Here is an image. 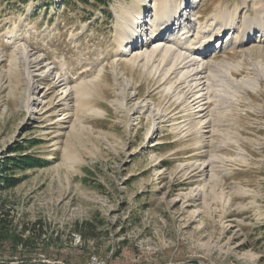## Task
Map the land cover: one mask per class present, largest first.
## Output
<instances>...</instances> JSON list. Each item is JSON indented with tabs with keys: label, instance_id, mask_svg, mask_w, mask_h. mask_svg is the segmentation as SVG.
Masks as SVG:
<instances>
[{
	"label": "rangeland",
	"instance_id": "rangeland-1",
	"mask_svg": "<svg viewBox=\"0 0 264 264\" xmlns=\"http://www.w3.org/2000/svg\"><path fill=\"white\" fill-rule=\"evenodd\" d=\"M161 1L0 0V161L49 162L1 174L0 264H264V0H176L196 5L195 42L236 13L210 43L243 44L209 54L200 93L120 47ZM24 50L41 68L33 107Z\"/></svg>",
	"mask_w": 264,
	"mask_h": 264
},
{
	"label": "bare ground",
	"instance_id": "bare-ground-1",
	"mask_svg": "<svg viewBox=\"0 0 264 264\" xmlns=\"http://www.w3.org/2000/svg\"><path fill=\"white\" fill-rule=\"evenodd\" d=\"M141 1L143 0H137V5H139ZM183 3L179 6L176 0H162L156 8L155 14L150 17V20L146 19L145 22H142V13L138 14L136 12L137 17L135 18L134 16V18L136 21L139 19L138 23H141V25L138 26L141 27V30L138 32V30L133 31V28H129L121 37L120 47L122 49L125 47V44L129 42V49H133L132 54L135 51V54L131 57L132 64L135 65L138 62L144 61L146 65L151 66L154 65L157 58L160 57L159 65L153 66V70L156 74L160 73V75H163L164 70L172 64L165 78L167 81L173 80L175 77L174 75L180 73L183 78L181 77L182 79L179 82H181V84H187L192 93L197 89H199L198 93H200V91L207 92V90L209 91L210 89V83L212 81L211 72L217 70V65L212 60L205 61V59L209 58V54L215 49L220 48L222 50V48L231 46L232 48L239 47L243 44V42L238 43L235 38H233V34L236 32V13L225 14L217 11L215 14H212L211 17H209L211 23L206 26V38L204 40L198 39V41L195 42L190 39L189 35L196 27L193 25L194 21L197 23L200 22L199 18L194 19V7L196 5H193L192 10H189L188 7L181 9ZM190 5L192 7V4ZM257 17H264V4H262V12L260 11V15L257 14ZM149 22H152L150 28L147 27ZM202 30L200 31L202 32ZM231 32H233V34L227 39L224 46V42H221V40L218 41V45L216 46H212V43H210L214 37L219 39H221V37L225 38L227 35L229 36ZM151 45H153L152 48H150ZM215 53L216 54L213 55L214 57L220 55V51H216ZM22 54H24V57L22 55L23 60L21 61L24 65V73L29 78L28 107H33L34 101L37 100L33 96L36 94L35 90L38 88L36 83L37 80L34 81V79L35 77H39L41 68L37 66L38 61L35 60L27 50H24ZM253 70L256 71V73H260L257 66H254ZM243 85L246 89H250L251 87L249 81H244ZM255 85L256 82L254 83V86ZM206 92L202 95L197 94L198 98L196 99L206 96ZM202 101L203 100L199 103ZM203 110H200V112H203ZM94 261L95 259H93V263Z\"/></svg>",
	"mask_w": 264,
	"mask_h": 264
},
{
	"label": "trees",
	"instance_id": "trees-1",
	"mask_svg": "<svg viewBox=\"0 0 264 264\" xmlns=\"http://www.w3.org/2000/svg\"><path fill=\"white\" fill-rule=\"evenodd\" d=\"M23 4H27L29 0H20ZM36 1V0H34ZM55 0H49V3H54ZM110 2L111 0H59V6L60 7H66L67 9H72V8H87V9H90L92 12L94 11H101L103 8H104V11L108 9L109 5H110ZM87 17H88V21L91 20L92 18V14L91 13H88L87 14ZM17 152V151H16ZM30 160H17L15 162L14 165L12 164V166H14V168L10 169L11 167V164L9 162H6L5 159L0 161V180L1 178H4V175H1L3 174V172H7L9 169L10 170H13L14 169H17L19 168L21 165V169H27V168H31L33 166H36V167H43L45 166L46 164H48L49 162L48 161H42V160H39V159H35L32 158V157H29ZM16 172V171H15ZM12 178V177H11ZM4 190L3 186L0 184V195H1V192ZM4 214V205L2 203V197L0 196V238H2L3 235H5L6 233V230H7V227L5 225V220L3 218H1V215ZM6 215L8 213H5ZM85 226H89L91 228V224H86ZM89 230V229H88ZM91 230V229H90ZM77 232H79L81 234V236L84 238V240H86L87 238H90V239H96L97 238V235L95 233H89L90 231H87L88 234H84L82 232V230H77Z\"/></svg>",
	"mask_w": 264,
	"mask_h": 264
},
{
	"label": "built area",
	"instance_id": "built-area-1",
	"mask_svg": "<svg viewBox=\"0 0 264 264\" xmlns=\"http://www.w3.org/2000/svg\"><path fill=\"white\" fill-rule=\"evenodd\" d=\"M91 264H95V263H93V261H92V263Z\"/></svg>",
	"mask_w": 264,
	"mask_h": 264
}]
</instances>
